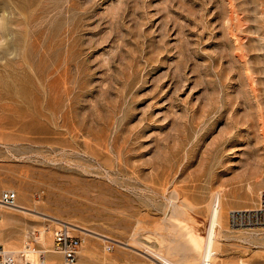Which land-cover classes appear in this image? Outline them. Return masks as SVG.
I'll return each instance as SVG.
<instances>
[{"label":"rangeland","instance_id":"rangeland-1","mask_svg":"<svg viewBox=\"0 0 264 264\" xmlns=\"http://www.w3.org/2000/svg\"><path fill=\"white\" fill-rule=\"evenodd\" d=\"M0 25V249L65 264L53 216L91 230L75 264L190 260L221 191L215 264H264L228 221L264 192V0H0Z\"/></svg>","mask_w":264,"mask_h":264},{"label":"bare ground","instance_id":"bare-ground-1","mask_svg":"<svg viewBox=\"0 0 264 264\" xmlns=\"http://www.w3.org/2000/svg\"><path fill=\"white\" fill-rule=\"evenodd\" d=\"M7 1V0H6ZM11 2V1H10ZM9 5V4H8ZM14 5V4H13ZM4 6V5H3ZM17 8V7H15ZM13 9V8H12ZM6 13V12H5ZM18 14V12L14 11V13L10 14L11 16L13 14ZM7 14V13H6ZM20 14V13H19ZM9 15V14H8ZM10 16V17H11ZM16 15H14V18H15ZM13 16H12V20L14 19ZM10 19V18H9ZM16 19V18H15ZM19 18H17L18 20ZM11 20V22H12ZM10 21V20H9ZM7 22V21H6ZM13 24V22H12ZM11 25V24H10ZM9 25V26H10ZM15 25V23H14ZM13 25V26H14ZM20 25V24H19ZM12 26V25H11ZM17 26V25H15ZM1 27V25H0ZM13 28V27H12ZM8 29V27H7ZM10 30H11V27H10ZM13 30V29H12ZM11 33V32H10ZM13 33V31H12ZM1 36H0V40H1ZM22 45V44H21ZM10 47V46H9ZM8 47V48H9ZM18 48H20L19 46H17ZM8 48H6L8 50ZM15 48V47H14ZM10 50V49H9ZM5 52V51H4ZM9 54V53H8ZM18 56V55H17ZM10 60V59H9ZM17 60V59H16ZM16 72V71H15ZM178 199V198H177ZM172 201V200H171ZM0 206L1 207H10V208H24L23 206H21L20 204H15L13 206H7V205H4L3 203H1V200H0ZM223 194L221 191H219L218 193H216V195L214 194V199L212 201V205H211V211H210V220H209V227H208V230H207V233H206V236L204 238V241H203V244L201 247L197 248L195 246H193L191 243H189V245H182L181 247L179 246L180 243H176L178 244V249H177V252H178V255H179V252H189V253H192L193 254V258L188 260V257H187V260H184V261H180V260H175L172 258L171 255L175 254V253H170V254H163L161 252H157L156 250H152L150 248H147L146 247V250L152 254L154 257L158 258L160 260V262L162 264H215L216 263V258H217V243L219 241V230L222 226V222H223ZM49 218L51 216H48ZM53 219V221L57 224H62L63 226H65V228L68 229H71V230H74V231H79V232H82V233H85V234H89V232H91V230L85 228V227H82L78 224H74V223H70V222H65L57 217H51ZM167 219V218H166ZM166 221V220H165ZM170 221V220H169ZM161 224V223H160ZM167 224V223H166ZM169 224V223H168ZM173 226H174V223H172ZM177 225V224H176ZM61 226V225H60ZM154 228V227H153ZM147 229V228H146ZM243 229V228H242ZM247 229V228H245ZM249 229V228H248ZM247 229V230H248ZM249 230H257V229H249ZM69 231V230H68ZM184 233V232H183ZM97 234V233H96ZM164 237V236H163ZM36 240L38 242H40V244L46 246L47 245V240L49 238V230L47 228H42V229H39V231H37V236L35 237ZM186 239V238H185ZM179 240V239H178ZM166 243V242H165ZM185 243V242H184ZM129 245V244H128ZM181 245V244H180ZM171 247V246H170ZM174 246H172L173 248ZM176 247V246H175ZM109 248V247H108ZM171 248V249H172ZM55 250V248H54ZM174 250V249H173ZM56 251V250H55ZM53 250H49V249H46L44 252H55ZM168 251V250H167ZM175 251V250H174ZM31 252L30 250L26 249L24 250V253H29ZM173 252V251H172ZM17 253V252H15ZM165 253V252H164ZM188 253V254H189ZM25 255V254H24ZM42 255L44 256L43 253H41L39 255V259L37 261H33L32 262H36V263H39L40 262V258L42 257ZM184 255V254H183ZM186 255V254H185ZM29 258V257H28ZM45 258V257H44ZM186 258V257H185ZM24 257H19V261H23ZM44 263L46 264V260L44 259ZM47 263L48 264H59V260L56 258V257H49L48 260H47ZM241 264H245L244 261H241Z\"/></svg>","mask_w":264,"mask_h":264},{"label":"built area","instance_id":"built-area-1","mask_svg":"<svg viewBox=\"0 0 264 264\" xmlns=\"http://www.w3.org/2000/svg\"><path fill=\"white\" fill-rule=\"evenodd\" d=\"M2 203L7 206H13L17 201V194L12 191L4 192L1 197ZM228 221L231 227L264 229V192L260 197L257 207L251 209L231 210L228 214ZM78 237L71 235L67 228L61 227L54 232V244L56 252L63 255L65 264H75L77 260V248L79 246ZM23 253V251L21 252ZM15 253L12 250L0 249V264H45L40 258V262H32L24 259L19 261V257H25L24 254Z\"/></svg>","mask_w":264,"mask_h":264}]
</instances>
